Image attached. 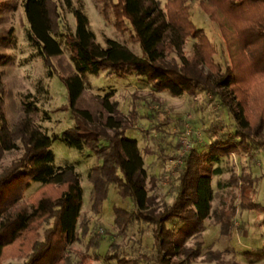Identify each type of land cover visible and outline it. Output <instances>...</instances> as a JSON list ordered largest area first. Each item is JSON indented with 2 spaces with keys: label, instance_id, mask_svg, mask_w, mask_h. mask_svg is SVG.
<instances>
[{
  "label": "trees",
  "instance_id": "16d2710c",
  "mask_svg": "<svg viewBox=\"0 0 264 264\" xmlns=\"http://www.w3.org/2000/svg\"><path fill=\"white\" fill-rule=\"evenodd\" d=\"M22 1L30 44L49 68L48 75L54 72L53 57L63 52L60 41L70 50L73 67L60 76L68 89L75 126L66 128L62 137L70 146H87L102 161L89 172L93 212H103L110 184H115L118 194L130 198L136 208L132 211L114 206L113 211L120 234L138 228L137 245L124 248L113 239L109 247L114 252H107L105 258L119 264H190L203 256L207 262L246 264L237 258L226 259L223 249L214 247L213 241L205 244L196 238L188 242L206 229L212 215L213 179L223 173V157L243 152L252 161L257 151L264 149V0H198L199 8L219 27L234 59L227 65L215 62L217 48L192 18L191 0H168L164 6L158 0H98L99 11L116 30L125 32L128 21L131 23L144 57L113 39H108V47H102L88 27V17L79 8L73 10L77 25L72 31L63 23L56 0ZM67 3L71 5L69 0ZM3 6L14 7L11 0H0V13ZM14 39L12 29L0 27V66L12 61L4 49ZM189 39L196 40L191 55L185 51ZM3 70L0 69V264L11 257L23 260L6 264H72L68 252L69 245L79 237L81 173L74 165L55 166L53 138L36 121L41 111L40 96L48 91L43 80L38 81L35 94L29 93L21 100L22 112L11 122L5 107ZM100 71L119 77H143L151 86L154 100L157 93H166L172 97L187 94L195 102L202 99L204 104L211 94L217 101L219 112L203 128L207 141L192 148L173 180L176 194L171 203L152 208L157 201V195L152 193L157 184L155 176L149 178L138 141L126 136L128 129L138 125V106L135 104L125 114L111 93L94 95L92 107L83 104L85 74ZM224 110L232 116L234 125L228 124ZM45 114L50 117L48 111ZM174 119L165 115L153 127L161 131L171 127ZM175 121L182 124L181 117ZM231 175L229 185L242 184L241 207L264 212V204L251 195L260 177L245 167L240 172L233 169ZM33 182L38 187L26 197ZM235 213L233 206L217 215L224 233L232 232ZM148 229L151 246L142 243ZM81 233H87L86 225ZM100 241L98 232H94L87 248L98 247ZM244 255L250 260L262 259L264 245L246 249Z\"/></svg>",
  "mask_w": 264,
  "mask_h": 264
},
{
  "label": "rangeland",
  "instance_id": "374dc122",
  "mask_svg": "<svg viewBox=\"0 0 264 264\" xmlns=\"http://www.w3.org/2000/svg\"><path fill=\"white\" fill-rule=\"evenodd\" d=\"M63 23L67 24L72 31L76 29L77 19L73 12L75 8L81 9L88 17V27L95 33L96 42L102 47H108V39L116 40L126 45L139 57H144L141 43L134 37V30L128 21V29L125 32L116 30L111 22H108L99 11L98 0H56ZM161 6L168 0H158ZM14 7L3 6L0 13V27L12 29L14 34L13 44L4 49L12 56V61L5 66L4 70L5 107L11 122L22 112L21 100L29 93H36L37 84L43 80L47 93L40 96L41 111L36 118L37 123L49 136L53 138L51 149L54 153L55 166L74 165L81 173V184L83 187V203L77 223L78 239L69 245V254L72 264H119L115 259L107 260L105 254L114 252L109 247L113 239L124 248H134L137 245L135 238L138 237V228L133 227L126 235L118 231L114 222V206H121L135 211V205L130 198L124 199L117 192V186L110 184L108 198L104 203L101 214L92 210L93 185L89 180V172L95 165L101 164L95 153L87 146L76 148L68 145L62 137L68 127L75 126V116L69 107V93L66 84L60 74H67L73 67L70 50L63 40L61 56L53 57L52 75L49 74L38 50L30 44L28 38L29 22L27 20L22 0H11ZM191 15L196 25L202 28L210 40L215 44L217 53L214 60L222 65L231 64L233 58L227 49L220 29L216 23L210 20L198 6V0H191ZM60 40L59 37H56ZM195 39H189L185 45L186 54H193ZM235 56L239 53L236 51ZM205 71H208L205 68ZM86 91L83 96V104L92 107L93 96L111 93L114 100L118 101L119 108L129 114L134 105L138 106L140 119L138 125L126 131L129 139L137 140L142 151L145 168L149 178L154 175L156 187L152 193L157 195V201L152 208L161 207L164 202L171 203L175 197L173 185L174 178L183 169L184 161L192 148L197 144L203 145L207 141L204 135V124H210L214 114L219 112L217 101L209 94V101L205 104L202 99L195 102L187 94L181 97H172L166 93H157L156 100L150 95L151 86L143 77L127 75L119 77L110 75L106 71L99 73H86L84 76ZM137 94V95H136ZM137 96V97H136ZM64 106V109H58ZM45 111L49 112L47 117ZM157 111H161L158 113ZM173 118H182V124L173 121L171 127H164L159 131L154 124L163 120L165 115ZM228 124L234 125V119L223 111ZM232 126V125H231ZM233 128V127H232ZM112 133V130H110ZM189 146V147H188ZM12 154V153H11ZM14 154V153H13ZM223 173L213 179L214 200L212 215L206 221L207 227L196 237L190 238L188 243L194 239L201 238L205 244L214 242V247L223 249L226 259L237 258L246 264H264V258L250 260L244 255L246 249H256L264 245V212L243 209L240 205L241 187L229 185L232 171L240 172L243 167L254 176L260 177L255 186V192H251L256 202L264 204V149L257 151L255 158L251 161L249 156L243 152L234 153L231 157L225 156L221 162ZM152 182L148 183L151 188ZM37 183H32L26 191V197L31 195ZM236 207L235 225L231 233H224L217 215L222 211H229ZM87 233H81L84 226ZM98 232L101 238L98 247L87 248L90 236ZM143 244L152 245L150 229L142 236ZM200 256L190 264H220L218 262H207ZM23 257H11L4 260L20 263Z\"/></svg>",
  "mask_w": 264,
  "mask_h": 264
},
{
  "label": "built area",
  "instance_id": "2783aa9c",
  "mask_svg": "<svg viewBox=\"0 0 264 264\" xmlns=\"http://www.w3.org/2000/svg\"><path fill=\"white\" fill-rule=\"evenodd\" d=\"M189 147V146H188Z\"/></svg>",
  "mask_w": 264,
  "mask_h": 264
}]
</instances>
